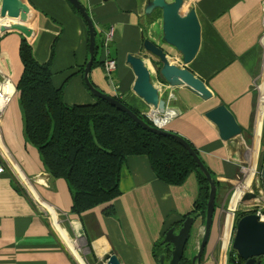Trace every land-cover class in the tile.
I'll list each match as a JSON object with an SVG mask.
<instances>
[{
  "label": "crops",
  "instance_id": "0c3cea01",
  "mask_svg": "<svg viewBox=\"0 0 264 264\" xmlns=\"http://www.w3.org/2000/svg\"><path fill=\"white\" fill-rule=\"evenodd\" d=\"M55 1L19 0L28 16L53 13L63 18L57 22L59 31L40 30L49 45L43 56L35 59L46 62L53 52L52 80L56 88H63L65 103L92 105L95 98L83 78L89 59V29L68 5L63 13L52 11ZM81 1L103 42L89 78L100 90L147 114L149 106L133 92L136 76L126 60L132 55L146 63L157 62L144 51L143 42L148 39L164 47L161 10L154 8V0ZM194 8L201 24V45L196 58L185 67L210 86L221 105L233 113L242 135L228 142L222 140L218 127L210 121L212 111L197 108L193 94L185 87H160L157 65L147 64L167 108L177 113L165 130L184 137L198 150L219 185L216 223L204 264H227L231 249L225 251L223 244L229 234L220 230L221 208L234 188L246 185L247 171L254 164L252 149L264 124V114L262 125L259 119L261 88L257 87L264 84V0H212ZM22 40L18 32L1 31L0 69L15 87V95L0 120V166L4 169L0 174V264H79L59 236L49 207L69 240L87 241L97 261L114 249L124 264L122 249L130 246L139 252L144 264H156L152 255L155 242L164 240L169 229L193 212L200 191L197 174H191L180 187H169L154 174L146 156L128 157L120 174V196L85 213L82 231L79 219L69 214L72 200L66 182L52 178L37 149L26 142L17 92L24 69L19 56ZM107 53L118 64L112 81L105 79ZM179 59L169 58L182 67ZM196 223L189 258L203 238L205 223L200 217Z\"/></svg>",
  "mask_w": 264,
  "mask_h": 264
},
{
  "label": "trees",
  "instance_id": "16d2710c",
  "mask_svg": "<svg viewBox=\"0 0 264 264\" xmlns=\"http://www.w3.org/2000/svg\"><path fill=\"white\" fill-rule=\"evenodd\" d=\"M100 35L96 29L93 67L98 64V51L103 46L102 40L98 39ZM20 44L19 56L24 69L17 84V92L23 109L26 142L37 149L51 177L66 182L72 200L69 214L79 219L82 231L85 213L120 196V174L127 158L131 156H146L154 174L169 187L182 186L191 174L196 173L200 191L193 212L189 215L200 217L204 222L209 201L208 181L196 161L174 138L153 134L137 126L126 114L100 99H95L92 105L66 104L63 88H56L53 84V52L48 61L38 62L24 39ZM152 63L157 65L155 75L158 85L166 88L159 75L160 64L155 61ZM117 99L151 125L144 113ZM262 133L261 144L264 145V126ZM191 148L200 157L198 150L192 145ZM262 164L264 156L260 159ZM216 185L219 190L217 182ZM217 202L218 197L216 209ZM247 213L238 214L236 224ZM81 236L85 238L86 233L83 232ZM162 245L160 241L152 247L155 261L162 254ZM92 256L98 262L94 253ZM227 259V264H245L232 249ZM184 264H192V261L185 258Z\"/></svg>",
  "mask_w": 264,
  "mask_h": 264
},
{
  "label": "water",
  "instance_id": "95a60500",
  "mask_svg": "<svg viewBox=\"0 0 264 264\" xmlns=\"http://www.w3.org/2000/svg\"><path fill=\"white\" fill-rule=\"evenodd\" d=\"M154 8L161 10L163 25V45L159 47L152 40H144L143 48L154 60L159 64V75L166 86L172 89L185 87L193 94V103L200 110H210V121L218 127L219 135L222 140L228 142L232 139L240 137L242 130L236 122L233 113L221 105L219 98L213 90L204 81L197 78L186 67H179L170 62L169 58L177 56V52L181 55L182 62L185 66L190 65L200 51L201 45V24L197 11L194 6H204L212 0H154ZM53 4H58L61 8L68 5L71 9L82 17L87 28L89 29V59L85 64L83 78L87 90L95 99L109 102L113 107L126 114L139 127L145 130L165 137L174 138L180 146L185 149L192 159L196 161L200 172L208 181L209 201L207 213L204 219L203 238L199 243L197 253L191 255L192 264H202L207 254V246L212 237L211 232L215 225L216 200L218 186L212 173L209 172L205 163L200 159L194 149L191 148L190 142L182 136L171 131H166L149 125L137 114L120 102L117 98L109 95L105 91L100 90L89 78L93 69L96 57V28L92 17L87 12L86 7L81 0H56ZM52 4V5H53ZM73 11V12H74ZM182 19V20H181ZM57 22H63V18L58 14H50L44 16L42 14L28 16L24 7L19 0H0V25L3 32H18L23 35V39L32 49V56L40 58L49 45L46 36L41 31H59ZM143 38V36H142ZM126 63L132 68L134 76H136L132 87L134 94L142 99L149 108L153 109L159 116H167L170 110L167 108V101L161 98L160 89L153 83V75H151L148 64L138 57L129 55ZM152 63V62H151ZM264 126V124H263ZM261 127V135H262ZM261 139V138H260ZM260 145V142H259ZM260 150V147H259ZM259 153V152H258ZM259 156V155H258ZM257 156V158H258ZM258 160V159H257ZM260 173L261 194L256 193L252 189L246 188L242 193V198L238 204H250L252 207L248 209L245 216L237 221L233 230L232 244L233 251L242 259L245 264H261L264 257V220H261L259 212L264 215V164ZM242 190V189H241ZM240 188L237 191H241ZM235 193V191H234ZM233 193V195H234ZM238 204L236 208L238 207ZM236 212V211H235ZM235 213L233 214V216ZM197 218L187 216L179 226H173L164 234L162 244L172 247L170 264H181L185 259V254L189 243L194 239V233L197 226ZM84 240V239H82ZM191 249V248H189ZM90 251V249H89ZM191 251V250H190ZM122 258L124 264H144L139 252L130 246L122 249ZM165 255L159 258V264H165ZM188 258V257H187ZM120 257L114 249L108 250L105 254L98 258V264H121Z\"/></svg>",
  "mask_w": 264,
  "mask_h": 264
},
{
  "label": "built area",
  "instance_id": "2783aa9c",
  "mask_svg": "<svg viewBox=\"0 0 264 264\" xmlns=\"http://www.w3.org/2000/svg\"><path fill=\"white\" fill-rule=\"evenodd\" d=\"M108 41L106 40L105 44H104V48H106L105 50H107L108 48ZM104 71L106 73V76H108V78L112 81V75L115 72L118 64H116V61L112 60V58L110 57V55L107 53V55L105 56L104 62ZM258 88H260L259 85H257ZM15 87L13 86L12 82L4 75V73L1 71L0 69V120L1 117L5 114V111L10 103V101L12 100L13 96L15 95ZM147 114H145V116L148 118V120L152 123V125L156 126L159 129L165 130L167 127V124L169 123V121L175 117V114H177L176 112H173L172 110H170V113L167 114V116H159L157 115V113L153 110V109H149L148 112H146ZM4 173V169L0 166V174ZM251 184V183H250ZM247 185V184H246ZM241 186V187H236L234 188V190L232 191V193L238 192L237 189L240 188L241 191H245L246 188H249L247 186ZM252 186V184H251ZM250 186V189H251ZM257 189H255L254 183H253V188L252 190L255 191L257 194L260 193L261 194V188L260 187H256ZM234 193V194H235ZM229 211V210H228ZM224 210L221 209V213H220V220H221V216L223 214ZM234 214V213H233ZM260 218L261 220H264V215L259 212ZM233 226H234V222L233 225L230 229V231L227 230L229 236L226 242H224L223 244L225 245V251H228L230 249H232L231 244H232V237H233ZM224 233V231H223ZM224 235V234H223ZM222 238L224 239L225 235Z\"/></svg>",
  "mask_w": 264,
  "mask_h": 264
},
{
  "label": "bare ground",
  "instance_id": "6f19581e",
  "mask_svg": "<svg viewBox=\"0 0 264 264\" xmlns=\"http://www.w3.org/2000/svg\"><path fill=\"white\" fill-rule=\"evenodd\" d=\"M51 10L54 11V12H57V13H63V9L61 8L60 5L58 4H53L52 7H51ZM0 34H1V25H0ZM263 83H264V77H263ZM261 100H260V115H259V119L261 121V125H262V118H263V114H264V84L262 85L261 87ZM261 126H260V130L258 129V138L256 140V143H255V148L252 149V155H253V165L251 166V168L248 170V173H247V176H246V180H245V184H247L246 186L247 187H250L251 184V180L254 176V170L256 168V163H257V156H258V152H259V142H260V138H261ZM242 193L243 191H239V192H236L234 195H233V200L230 204V211L228 213V218L226 220L227 222V230L230 231L232 225H233V213H235V211H237L236 209V206L237 204L240 202V199L242 198ZM248 207V206H247ZM250 208V206H249ZM49 212L52 214V217L54 219V225H55V228L57 229L58 231V234L59 236L62 237L63 241H65V243L67 244V247L69 248L70 252L75 256V258L77 259L78 263L79 264H85L84 260L82 259L80 253H78V250L80 249V245L78 244H74L73 241H70L67 234H66V231L64 229H61L57 224H56V218L54 217V214L52 212V208L49 207L48 208Z\"/></svg>",
  "mask_w": 264,
  "mask_h": 264
},
{
  "label": "rangeland",
  "instance_id": "374dc122",
  "mask_svg": "<svg viewBox=\"0 0 264 264\" xmlns=\"http://www.w3.org/2000/svg\"><path fill=\"white\" fill-rule=\"evenodd\" d=\"M100 51H101V49H100ZM100 56V55H99ZM175 61V60H174ZM147 63H150V62H147ZM150 65L152 66V64L150 63ZM104 73H105V71H104ZM105 75H106V73H105ZM108 78V76H106L105 77V79H107ZM109 79V78H108ZM108 79H107V81H108ZM155 79V78H154ZM153 79V80H154ZM260 86V88L262 87V84L261 85H259ZM262 139H263V136L261 137ZM261 141V140H260ZM262 142V141H261ZM260 150H259V153H258V155H259V162H257V164H256V168H255V172H254V176H253V178H252V180H251V184H252V186H251V189L253 188V183H254V186H255V189H257L256 187L258 186V187H260L261 188V183H260V173L262 172L261 170H262V166H263V164H262V166L260 165V159H261V157H263L264 156V145L263 144H261L260 143ZM247 173H248V171H247ZM253 180L255 181V182H253ZM242 181V180H241ZM233 191V190H232ZM232 191L230 192V194H228V200L226 201V203L224 204V212H223V214H222V216H221V220L219 221V222H221L220 223V230H221V233H222V231H226V228H227V222H226V220H227V218H228V213H229V211L231 210L230 209V204H231V202H232V200H233V193H232ZM248 206V207H247ZM249 206H250V208L252 207L250 204H246V205H240V204H238V207L236 208L237 209V211L235 212V215H234V218H233V222H234V226H233V228L235 229V227H236V219L238 218V214H240V213H244V212H246V210H248V209H250L249 208ZM218 209V208H217ZM222 209V208H221ZM229 210V211H228ZM214 227V226H213ZM233 229V230H234ZM214 230V229H213ZM71 241H73V243L74 244H78V245H80V249L78 250V253H80V255H81V257H82V259L84 260V262H85V264H97V262L95 261V259L93 258V256H92V253H90V251H89V246H88V244H87V241H83V240H79L78 238L77 239H75V238H72V240ZM162 242L163 241V239L162 238H160L157 242H155V244L156 243H158V242ZM231 247V246H230ZM233 250V249H232ZM195 253H197V251L195 252ZM264 258V257H263ZM212 264H214V263H212Z\"/></svg>",
  "mask_w": 264,
  "mask_h": 264
},
{
  "label": "flooded vegetation",
  "instance_id": "af4514ba",
  "mask_svg": "<svg viewBox=\"0 0 264 264\" xmlns=\"http://www.w3.org/2000/svg\"><path fill=\"white\" fill-rule=\"evenodd\" d=\"M155 43V42H154ZM156 44V43H155ZM159 46V45H158ZM160 47V46H159ZM179 57H181V55L179 56ZM172 59H175V60H178L179 58H178V55L177 56H175V57H172ZM144 60V59H143ZM179 62H181L180 64H181V66L182 67H185V65H184V62H182V58H180L179 59ZM177 66V65H176ZM180 67V66H179ZM189 246H190V243H189ZM189 246H188V248H187V251H186V254H185V258H187L188 257V259H190V261H191V258H189V256H188V253L189 252H191L190 251V249H189ZM161 250H162V254L161 255H165L166 256V258H165V264H170V260H171V254H172V251H173V249H172V247H167L166 245H162V247H161ZM160 255V256H161ZM160 258V257H159ZM159 258L155 261L156 262V264H159ZM185 260V259H184ZM184 260H183V262H181V264H184ZM202 260L204 261V258H202ZM97 264H98V262H97Z\"/></svg>",
  "mask_w": 264,
  "mask_h": 264
}]
</instances>
